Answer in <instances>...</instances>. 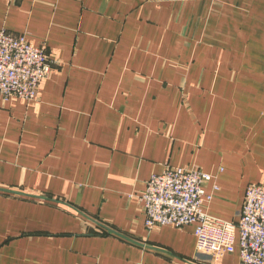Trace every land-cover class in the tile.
<instances>
[{"label":"crops","instance_id":"crops-1","mask_svg":"<svg viewBox=\"0 0 264 264\" xmlns=\"http://www.w3.org/2000/svg\"><path fill=\"white\" fill-rule=\"evenodd\" d=\"M0 28L54 63L34 101H0V264L238 263L148 231L138 197L197 166L232 221L264 187V0H0Z\"/></svg>","mask_w":264,"mask_h":264},{"label":"built area","instance_id":"built-area-1","mask_svg":"<svg viewBox=\"0 0 264 264\" xmlns=\"http://www.w3.org/2000/svg\"><path fill=\"white\" fill-rule=\"evenodd\" d=\"M53 64L44 43L31 45L24 34L0 28V101H34ZM211 180L212 175L197 166L166 165L151 174L138 197L144 227L191 226L196 255L216 262L237 251V264H264V187L248 184L235 219L221 221L205 211L212 200L205 191Z\"/></svg>","mask_w":264,"mask_h":264},{"label":"rangeland","instance_id":"rangeland-1","mask_svg":"<svg viewBox=\"0 0 264 264\" xmlns=\"http://www.w3.org/2000/svg\"><path fill=\"white\" fill-rule=\"evenodd\" d=\"M46 56H47V58L49 59V57H48L47 53H46ZM37 96H38V94H37Z\"/></svg>","mask_w":264,"mask_h":264}]
</instances>
